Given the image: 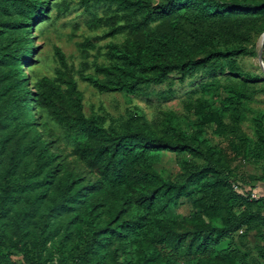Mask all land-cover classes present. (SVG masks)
I'll use <instances>...</instances> for the list:
<instances>
[{"label":"trees","instance_id":"trees-1","mask_svg":"<svg viewBox=\"0 0 264 264\" xmlns=\"http://www.w3.org/2000/svg\"><path fill=\"white\" fill-rule=\"evenodd\" d=\"M84 1L116 3L124 17L116 32L128 34L110 44V65L81 75L98 90L136 93L171 73L184 83L203 71L236 87L213 96L192 134L172 118L161 130L134 118L107 128L85 114L60 48L59 83H29L32 28L49 18L52 0H0V264H264V244L256 254L246 248L251 237L264 243V196H249L264 193V170L234 173L201 137L215 124L244 143L247 158L264 160V115L255 137L240 126L249 86L264 78L238 62L264 33V0ZM252 89L264 92V85ZM41 109L74 134L73 151L41 121ZM168 152L179 158L176 179L160 168ZM185 205L188 213L176 212Z\"/></svg>","mask_w":264,"mask_h":264},{"label":"rangeland","instance_id":"rangeland-1","mask_svg":"<svg viewBox=\"0 0 264 264\" xmlns=\"http://www.w3.org/2000/svg\"><path fill=\"white\" fill-rule=\"evenodd\" d=\"M122 14L116 3L92 1L87 4L84 0H52L49 18L36 22L32 28L37 50L30 63L24 67L29 83H37L43 77L59 83L58 70L61 66L56 48H60L67 57L79 89L83 92L84 112L87 116L101 118L107 128L114 125L122 129L128 120L134 118L147 121L158 130L163 128L165 120L172 118L189 134L197 132L203 114L215 104L213 96L220 95L223 98L227 96L228 89L236 87L222 75L218 74L216 77L204 71L195 72L181 83L180 74L175 72L170 74L166 82L143 86L136 93L103 92L81 78L82 74L95 73L96 63L110 65V44H122L128 38L127 32H116V28L123 24ZM261 37L262 35L256 43V53L241 56L238 62L244 72L264 78V70L258 58ZM263 85L264 82L249 86L251 94L243 107L240 126L250 137H255L256 123L264 115V92L253 91L252 88ZM65 87L63 84L64 89ZM41 113V121L59 135L69 151H73L74 134L60 126L48 110L41 109ZM225 122L232 123L230 114L226 116ZM201 137L206 138L212 147L220 151L219 154L226 158V164L234 173L245 177L262 174L264 160L247 158L244 143L234 136L226 137L218 133L215 124L205 125ZM178 159L174 152L165 155L160 168L166 176L176 179L182 174ZM190 161L196 166L204 163L201 158H191ZM176 212L188 213L189 208L185 205L176 209ZM251 238L246 248L256 254L255 246L261 240L259 237ZM15 258L21 260L19 255Z\"/></svg>","mask_w":264,"mask_h":264},{"label":"built area","instance_id":"built-area-1","mask_svg":"<svg viewBox=\"0 0 264 264\" xmlns=\"http://www.w3.org/2000/svg\"><path fill=\"white\" fill-rule=\"evenodd\" d=\"M234 189L236 190V191H238L239 193L241 192V189H240V187H239V185L238 184H236V183H234ZM249 196H250V199L251 200H258V199H260L262 196H264V193L263 194H261L258 190H250L249 191ZM243 231L244 230H240V233H243Z\"/></svg>","mask_w":264,"mask_h":264},{"label":"water","instance_id":"water-1","mask_svg":"<svg viewBox=\"0 0 264 264\" xmlns=\"http://www.w3.org/2000/svg\"><path fill=\"white\" fill-rule=\"evenodd\" d=\"M263 54H264V33L262 34L261 40H260V48H259V61L260 65L264 70V59H263Z\"/></svg>","mask_w":264,"mask_h":264},{"label":"crops","instance_id":"crops-1","mask_svg":"<svg viewBox=\"0 0 264 264\" xmlns=\"http://www.w3.org/2000/svg\"><path fill=\"white\" fill-rule=\"evenodd\" d=\"M261 244H262V245L264 244L263 241H261Z\"/></svg>","mask_w":264,"mask_h":264}]
</instances>
